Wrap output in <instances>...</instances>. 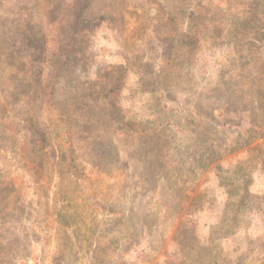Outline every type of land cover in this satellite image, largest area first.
Segmentation results:
<instances>
[{
  "label": "rangeland",
  "instance_id": "374dc122",
  "mask_svg": "<svg viewBox=\"0 0 264 264\" xmlns=\"http://www.w3.org/2000/svg\"><path fill=\"white\" fill-rule=\"evenodd\" d=\"M253 1L0 0V264H264Z\"/></svg>",
  "mask_w": 264,
  "mask_h": 264
},
{
  "label": "trees",
  "instance_id": "16d2710c",
  "mask_svg": "<svg viewBox=\"0 0 264 264\" xmlns=\"http://www.w3.org/2000/svg\"><path fill=\"white\" fill-rule=\"evenodd\" d=\"M252 9H251V12L253 14V16L251 17V21H253L254 23V38L257 39L258 41H263L264 42V27H261L259 28L257 24H260L259 23V17L260 15H263L264 17V0H254L253 3H252ZM80 32V31H79ZM78 33V32H76ZM76 33H73V37L75 36ZM62 33H60L61 35ZM243 38H244V35H240V38L238 39L239 41V49L236 50L237 54H238V60H245L247 58V53H249L250 57L252 56V53L253 51L251 52H247V48L244 47V44L242 43L243 41ZM259 50V49H258ZM257 50V52H258ZM259 59L255 60V57L251 60V58L249 59V61H253L256 62L258 64V66L260 67H252L253 68V73H252V76H253V79H252V86L256 87L255 88V101L258 105V112H259V116L264 120V66L262 65H259ZM264 61V60H263ZM261 68V69H259ZM260 84V85H259ZM29 99H32V97L30 96ZM33 117L32 114H30V120L31 118ZM44 140H45V135L42 134V137L41 139L39 140L40 143H44ZM58 159H59V156H56ZM208 161H206V163L208 164L209 161H213V159H209L207 157H205ZM57 163L60 162V160L56 161ZM244 190V193L247 194V188L244 187L243 188ZM244 194V195H245ZM193 242L195 244H197V239L195 238L193 240ZM200 249L202 250H207V247L206 246H202V247H199ZM213 259V255H211L209 261L210 262H213L214 260ZM215 262L216 259H215Z\"/></svg>",
  "mask_w": 264,
  "mask_h": 264
}]
</instances>
